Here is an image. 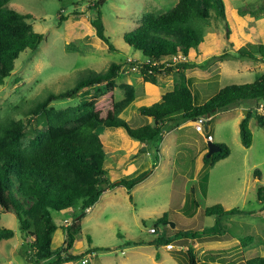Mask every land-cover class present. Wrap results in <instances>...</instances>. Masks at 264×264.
I'll list each match as a JSON object with an SVG mask.
<instances>
[{
    "label": "rangeland",
    "instance_id": "obj_1",
    "mask_svg": "<svg viewBox=\"0 0 264 264\" xmlns=\"http://www.w3.org/2000/svg\"><path fill=\"white\" fill-rule=\"evenodd\" d=\"M96 1L99 0H11L10 5L15 10L31 16L27 20L33 30L45 35L38 49L27 48L19 54L11 74L0 84V117L10 115L25 124V143L37 130L45 128L44 119L39 115L30 114L29 110L48 94L72 88L86 69L99 72L105 70L111 62L122 64L114 97L116 100L123 97L124 92L119 87L121 83H129L135 87V100L120 116L131 127H138L152 121L151 118L140 115L139 107L156 102L157 93L168 88H162L165 78L174 84L177 66L185 62L206 65L213 55L233 52L249 42L264 43V16L256 18L248 14L241 16L238 13L239 9L257 6L264 0H221L224 4V20L218 19L212 13L204 27L203 41L199 46L191 49L188 55L179 53L182 57L176 55L175 60L173 55L165 58L164 64L172 66V69L158 77L159 83L151 85L145 83L138 73L137 64L143 60L142 54L129 47L124 42L123 35L137 22H141L150 9L164 11L172 7L177 0H105L101 6L102 20L105 34L115 46L114 50H109L108 45L96 36L91 24L95 12L90 6ZM61 16L65 19L61 20ZM263 72L264 63L261 61L223 60L212 63L206 70L198 67L187 69L185 76L187 74L188 83L194 86L196 91L195 104H201L224 86L251 83ZM103 92H107L103 86L86 87L81 89L75 98L54 100L50 105L65 108L102 98ZM259 103V110L264 114V99L259 100ZM250 108H255V102L246 100L238 106L211 115L208 128L203 132H197L192 121L169 122V133L165 139L153 140L150 147L154 152L148 151V154L140 151L139 141L130 137L122 127H97L96 132L104 139L107 150L109 144L121 149H117V153L109 150L106 153L104 168L110 180L133 177L132 173L136 171L137 165L149 158L151 163L146 169H150L151 173L142 184L135 186L133 191L126 188L117 191V206L113 203L100 213L102 216L117 217L118 221H112L111 227L97 225L92 218H88L90 211L86 212L81 223L82 229L76 234L69 252H84L93 246L107 250L94 251L92 255L85 254L69 264H80L83 258L88 259L87 264L117 263L130 256L131 260H135L138 254L130 253L128 248L134 245H129V242L144 244L142 241L157 236L171 237L174 245L172 251H161L164 258L172 257L167 264H187V253L184 249L181 250L180 244L185 242L187 247L192 246L194 239L181 238L174 233L177 232L176 229L201 232L213 227L216 216L205 215L203 209L215 204L227 209L236 207L244 212L225 214L219 218L225 232V238L222 239L227 241L228 247L224 248L223 253L212 255H222L225 257V264H231L229 261L233 260L236 252L235 247L231 245L235 241L240 245L241 238L251 235L254 241L263 243L260 248L262 251L258 253L264 256V211L256 199L257 186H264V129L259 127L256 119L252 117L249 120L253 135L251 146H243L239 138V121L245 117L244 110ZM179 133L185 135V141L176 145L174 140ZM207 133L213 136L214 143H225L230 149V154L214 165L203 163L200 172L194 174L195 161L197 158L201 159L208 149L207 142L204 141ZM135 145L137 150L130 153V149ZM205 148L206 150L202 151ZM114 154H122L127 162L114 163ZM135 155H139L138 160H131ZM152 164H158V167L154 170ZM254 170H259L260 179H255ZM204 175L207 178L205 180ZM198 198L200 206L192 202ZM181 199L183 203L180 205ZM153 206L158 207L162 213L167 212L166 223L156 221L159 215L156 213L159 212L151 211ZM135 210L141 214L138 212L137 216L134 214ZM74 213L73 210L52 211L53 220L58 226L52 234V250L62 247L65 238L64 219L71 224ZM149 221L157 226V234L149 233ZM170 222L176 223V229ZM2 227L12 229L15 233L9 239L0 240V264H27L21 254L25 236L19 230L18 220L12 212L1 213L0 228ZM88 237L91 238L90 243ZM27 240L29 241L26 243L30 242L31 238ZM144 248L142 250L145 252L149 250ZM241 259L240 257L232 262L236 263ZM237 264L244 263L240 261Z\"/></svg>",
    "mask_w": 264,
    "mask_h": 264
},
{
    "label": "trees",
    "instance_id": "obj_2",
    "mask_svg": "<svg viewBox=\"0 0 264 264\" xmlns=\"http://www.w3.org/2000/svg\"><path fill=\"white\" fill-rule=\"evenodd\" d=\"M105 0H99L90 6L95 12L91 24L97 37L102 39L109 50L115 46L105 34L101 6ZM11 0H0V84L8 77L14 61L25 49H38L44 40L43 33L35 32L28 22L29 14H23L10 5ZM224 4L221 0H177L167 10L150 9L141 22L124 33L123 40L139 51L143 60L138 62L139 75L145 83L154 85L158 77L167 73L172 66L164 64V59L190 50L203 41L204 27L211 14L224 20ZM77 13V12H76ZM239 15L246 14L259 18L264 16V1L257 6L239 9ZM65 19L64 16L60 17ZM229 33H226V38ZM72 45V44H70ZM223 60H248L264 63V43H246L233 52H223L209 58V64L185 62L177 66L173 89L165 92L161 100L149 106H141L140 115L152 118V123L131 127L120 114L135 100L136 90L132 84L121 83L124 94L120 100L114 97L116 80L122 71V64L111 62L103 71L84 70V75L76 84L63 92L50 93L29 110L32 115L44 119L45 128L37 130L34 136L24 141L25 124L10 115L0 117V218L3 212H12L19 224V230L25 239L21 245V254L27 264H63L82 258L94 251L107 248L93 246L80 254H71L75 236L81 231V220L86 215V208L92 207L107 189L122 186L131 190L151 173L150 169L126 179L112 181L104 168L107 146L104 139L96 132L99 126L122 127L127 134L143 144H150L156 138H163L169 131L172 121H194L203 115H213L240 105V102L252 100L255 108L239 122V138L243 146L250 147L253 135L249 120L254 117L259 127L264 129V114L259 110V100L264 99V72L253 82L229 84L219 89L201 104H195L196 91L188 84L185 70L200 68L206 70L209 65ZM103 86L107 92L102 98L80 102L65 108H56L51 104L58 99L75 98L86 87ZM101 95V94H100ZM220 151L212 153L204 163L214 165L230 154L225 143H218ZM156 164H152L154 168ZM254 177L260 179L259 170H254ZM203 179H207L204 175ZM256 199L264 211V186L256 188ZM200 199H193L200 206ZM75 211L71 224L65 223V240L62 247L52 250V234L57 224L52 211ZM207 216H216L215 225L201 232L180 230L176 236L185 239H197L200 236L225 234L219 218L222 215L242 213L239 208L225 209L220 204L205 207ZM167 212L157 218V222H167ZM14 230L0 228V240L14 236ZM28 238L31 241L26 243ZM89 243L91 238L88 237ZM158 244H171V237H160ZM254 242L248 235L241 238L240 246L245 248ZM142 244L129 242V245ZM195 244L187 247V264H197ZM88 263V262H87ZM86 263V264H87ZM208 264V263H207ZM244 264H264V256H256L244 261Z\"/></svg>",
    "mask_w": 264,
    "mask_h": 264
},
{
    "label": "crops",
    "instance_id": "obj_3",
    "mask_svg": "<svg viewBox=\"0 0 264 264\" xmlns=\"http://www.w3.org/2000/svg\"><path fill=\"white\" fill-rule=\"evenodd\" d=\"M188 70H191V69H188ZM186 78H188L187 74H186ZM187 82H188V80H187ZM157 83H159V79L157 80ZM165 87H168V88L165 89V90H163L160 93H157L156 96L158 98H156V102H158V101L161 100L162 94H164L165 92L170 91V90L173 89V82L171 83V81L169 79L165 78L163 80V86H162V88H165ZM192 87L194 89V86H192ZM152 121H151V123H152ZM168 133L169 132H167L164 135L163 139H165V137H166V135ZM212 138H213V136H212ZM181 141H185V135L179 133V135H176V139L174 140V143L177 145V143H179ZM204 141H206V139H204ZM212 142H214V138L212 139ZM109 145L110 146H109L108 150L111 151V152H113V153H117V151L121 150L120 147H118V146H115L113 144H109ZM105 146H107V145H105ZM138 146H139L140 151H143L146 154H148L147 153L148 151H151L152 153L154 152V149L150 147V144H143V143H141L139 141V145ZM143 147H146V149H143ZM137 148L138 147H136V145L134 146V148L132 147L130 149V153L135 152L137 150ZM117 149H119V150H117ZM205 150H206V148L203 149L202 151H205ZM138 156L139 155H135V156H133L130 159L131 160H134V161H137L138 160ZM203 156L201 157V159H199V158L196 157L197 160L195 161L194 174H198L200 172V170L202 169L203 163H204ZM149 159L146 160L144 163L138 164L136 171L134 173H132V175L136 176L139 173L143 172L144 170H147L146 169L147 168L146 166H150V163H151ZM112 160L114 161V163H117V164H121V163H124L125 164L127 162L126 160H124V156H122V154L121 155L120 154H118V155L117 154H114L112 156ZM104 163H105V161H104ZM158 164L153 168L154 170L158 167ZM143 182L144 181L140 182L139 184H137L135 186H138V185L142 184ZM173 183H174V181H173ZM121 188H124V187L117 186L115 188L107 189L106 191H104L101 194V196L98 199V201L92 207H90L89 211H90L91 215L88 218H92L93 221L97 225H106L108 227H111L113 225L111 223L112 221H118V219H117V217L115 215L102 216L101 214L106 209L107 206L112 205L113 203H115L116 206H117V204H118L117 191H119ZM133 188H132V191H133ZM171 198H172V195H171ZM182 203H183V199H181L180 205ZM157 208L158 207L153 206L151 208V211H154L155 210L154 212H159V213H156V214H159L158 217H160L164 212L162 213V211H159ZM225 209H227V208H225ZM138 212L139 211H136L135 210L134 214H136L138 216ZM160 213H162V214H160ZM64 220H67V219H64ZM82 222H83V218L81 220V223ZM67 223H68V220H67ZM148 225L155 226V228H156V232L155 233H150V232L149 233L150 234H153V235L157 234V232H158L157 226L154 225V224H152L150 221L148 222ZM176 227H177V225L175 223V226L173 228L176 229ZM176 231L177 232L174 233L175 235L179 232V229H176ZM214 236L215 235L200 236L199 238H197V239H195V240L192 241V245L195 244L194 251L197 253V255H196V257H197V264H207V263L208 264H225L226 263L223 260L225 258L224 256L222 257V255L221 256L212 255L213 253H215V254L216 253L217 254L223 253L224 252V248L225 247H228L227 241L222 239V238H225V234L220 235L218 237L217 236L214 237ZM160 237L161 236H159V237L157 236L154 239H146L145 241H142V242H144V244H138V245H134L132 247H129L128 249H130V253L131 254L132 253H137L138 256H140V257L137 256L138 258L137 257L134 258L135 260H131L132 257L130 256V257H126L122 261H118L117 263L109 262L108 264H167L166 262L168 260H170L172 257L169 256V259L164 258L163 256H161V253H162L161 251H165V252L172 251V250H174V247L172 249H168V248H166V245L167 244H158L157 240ZM163 237H168V236H163ZM64 240H65V238H64ZM171 244L173 245L172 242H171ZM231 246L232 247H235L234 250H236V252H234V254H235L234 256L235 257L233 258V260L234 259H237V258L240 259V257L242 258L241 260L237 261L236 263H233L232 262L233 260L229 261V263H231V264H237L240 261L244 263V261L247 260V259H249V258L256 257V256H262L258 252H261L262 251L260 248L263 246V243L262 242H259V241H256L254 243V245H253V243H251L250 245H248L245 248L242 247L241 250H240V245L236 241ZM144 247H146L149 250L146 251V252L143 251L142 249H145ZM180 248H181V250L184 249L185 252H186L187 246H186L185 242H181ZM256 249H259V250H256ZM248 251H250V252H248ZM80 252H82V251H78L77 253H74V254H78ZM206 252H209L208 255L205 254ZM226 252L228 253V251H226ZM246 252H248V254ZM121 253L122 254H125L124 251H121ZM204 254L206 256H204ZM143 256H145V259L143 258ZM173 262H175V261H173ZM69 263H63V264H69ZM174 264H176V262Z\"/></svg>",
    "mask_w": 264,
    "mask_h": 264
},
{
    "label": "built area",
    "instance_id": "obj_4",
    "mask_svg": "<svg viewBox=\"0 0 264 264\" xmlns=\"http://www.w3.org/2000/svg\"><path fill=\"white\" fill-rule=\"evenodd\" d=\"M176 55L177 56H181V54H179V53L176 54ZM176 55H173L172 56L173 57V60H175L177 58ZM183 58H185V57H183ZM210 118H211L210 115H207V116L206 115H203V116L197 117L194 121H192L193 122L194 129L197 132H203L205 128L206 129L208 128V122H209ZM205 139H206V142H212V139L213 138H212V135L211 134L207 133L206 136H205ZM89 209L90 208H86L85 211L88 212ZM64 223H67V220H64ZM149 232L150 233H155L156 232L155 226H150L149 227ZM173 247L174 246L172 244H170V243L166 245V248H168V249H172ZM87 262H88V259L87 258H83L81 260L80 264H86Z\"/></svg>",
    "mask_w": 264,
    "mask_h": 264
},
{
    "label": "water",
    "instance_id": "obj_5",
    "mask_svg": "<svg viewBox=\"0 0 264 264\" xmlns=\"http://www.w3.org/2000/svg\"><path fill=\"white\" fill-rule=\"evenodd\" d=\"M248 113V110H244V114L246 115ZM207 154L206 157H210L212 153L220 151V147L214 143V142H207ZM143 149H146V147H143ZM170 225L172 227L175 226L173 222H170Z\"/></svg>",
    "mask_w": 264,
    "mask_h": 264
}]
</instances>
